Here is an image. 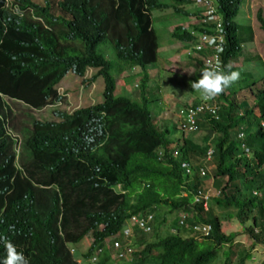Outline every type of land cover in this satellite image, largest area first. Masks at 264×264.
I'll return each mask as SVG.
<instances>
[{
  "label": "trees",
  "instance_id": "1",
  "mask_svg": "<svg viewBox=\"0 0 264 264\" xmlns=\"http://www.w3.org/2000/svg\"><path fill=\"white\" fill-rule=\"evenodd\" d=\"M173 2L174 13L194 19V31H207L197 20L205 6L187 11L184 6L195 0ZM241 2L213 1L227 31L224 70L228 58L241 53L243 35L251 34L247 20L234 21ZM13 5L32 8L36 18L18 19L0 0V93L26 107L59 104L54 118H31L28 125L0 97V264L8 239L29 264H78L68 245L87 234L91 241L81 253L86 264H110L113 252L103 239L131 216L146 213H152L151 230L132 229L126 264H213L221 248L220 264H245L255 245L264 244V76L260 87L242 78L210 101L189 95L177 110L202 109L194 115L196 130L188 132L183 116L169 126L171 120L152 115L144 98L158 49L150 11L168 5L160 0H13ZM255 18L264 27L261 9ZM171 37L194 41L179 25ZM98 46L110 49L113 58L98 53ZM88 68L95 71L86 77ZM68 71L85 86L101 77V101L67 107L55 85ZM200 76L197 72L189 83ZM11 131L20 135L17 154ZM183 160L189 174L180 167ZM201 166L218 192L209 196L206 209L193 202L198 189L205 191ZM172 212L177 216L161 231ZM230 218L240 224L247 246L236 232L223 230L222 221ZM193 223L210 224V233L196 239Z\"/></svg>",
  "mask_w": 264,
  "mask_h": 264
},
{
  "label": "rangeland",
  "instance_id": "2",
  "mask_svg": "<svg viewBox=\"0 0 264 264\" xmlns=\"http://www.w3.org/2000/svg\"><path fill=\"white\" fill-rule=\"evenodd\" d=\"M49 1V0H47ZM55 2L56 0H50ZM160 2L168 5L169 7L166 8H154L150 11L151 14V26L155 30L157 36V46H158V54H157V61L154 66L147 71V83L144 98L151 103L148 104V108L151 111L152 115L156 116L157 119H165L171 120L169 122V126L175 124V120L177 118V106L179 103L183 102L189 95H196L198 92L190 93L189 92V74L184 72L183 69L179 68L185 62L183 60H187L186 55L184 52H181L177 63H173L169 61V58L174 59L176 56V40L171 37V29L177 25L178 23H185L186 21H190L192 19H188L183 15H177L173 12V9L170 5H173V0H160ZM52 6H54L52 4ZM191 3L186 4L184 9L187 11H192ZM261 9V15L264 19V0H242L240 8L236 14L234 21L239 25H244L247 22L250 23L252 28L253 36L256 37L259 41L257 42V47L264 50V30L259 26L258 21L255 19V12L256 9ZM244 45L248 46V43H244ZM249 47V46H248ZM96 51L102 55H104L107 59H112L113 54L110 49L104 48L103 46H98ZM262 56L264 58V52L262 51ZM242 71H249L248 74L245 75V78H252L255 80V87L261 86V75L259 68L255 66L253 69L250 67H245L241 69ZM85 76H90L95 69H87ZM199 73L201 71L199 70ZM123 75V73L121 74ZM142 75V72L136 74L134 78H132L127 83L128 87H131L133 79L138 81V77ZM58 86H66L67 88V95L69 102L76 104L77 101L82 102L84 104H90L93 102H100L101 97V90H102V79L101 77H96L93 83L89 85H84L81 83L80 78L73 75L71 72H67L63 78L57 83ZM117 88L120 91H123V88L120 82H116ZM66 91L64 89L62 92ZM135 93V92H134ZM134 95V94H133ZM132 97L134 98V96ZM155 100V102H154ZM7 103L11 105L12 110L17 114L18 120L27 119L25 108L22 104L13 105L11 101L7 100ZM29 112L33 114L32 110ZM47 111H41L35 113L36 117H47ZM156 119V120H157ZM19 125V121L16 122ZM18 127V126H17ZM174 132V131H172ZM19 135V133L17 132ZM205 185H208L210 182V176L206 175L203 178ZM211 190H214L211 188ZM218 213H221L219 209H216ZM223 212V211H222ZM223 214V213H222ZM177 213L172 212L171 214L166 215V220L159 228L161 231L162 228H166L172 218H175ZM222 228L226 232H236V240L242 242V245L247 246L249 244V240L247 237L242 233V229L240 224L235 221L234 218H230L229 221L223 220L222 221ZM91 241V237L89 234L84 236L77 244L69 245L73 249L72 256L75 260L78 261V264H86V261L83 260L81 253L84 251ZM221 248L219 252V256L216 260L214 259L213 264H220V260L222 258ZM264 260V244H257L252 250V256L248 259L245 264H258L259 262ZM115 261L112 259L110 264H114Z\"/></svg>",
  "mask_w": 264,
  "mask_h": 264
},
{
  "label": "clouds",
  "instance_id": "3",
  "mask_svg": "<svg viewBox=\"0 0 264 264\" xmlns=\"http://www.w3.org/2000/svg\"><path fill=\"white\" fill-rule=\"evenodd\" d=\"M12 1L13 0H4V7L9 9L11 12H15L16 15L18 16V19H27L30 21L32 18H36L35 14L33 13L32 8L30 7H25L21 8V10H18L14 5L12 6ZM207 3L204 2V0H195V2L192 5V9H195L196 7L203 8L204 6L206 9L204 10V16L201 18H198L197 20L200 21L201 24L208 25L207 31L205 30H196L194 31L192 29L191 23L194 21L192 19L190 21H186L185 23H178L177 25L181 26L182 29L189 30L191 34L194 36V41L189 43V42H183L180 40H176V56H178L181 52H184V54L187 57V60H183L185 63L181 65L179 68L183 69L184 72H187L189 74V77L196 76L197 72L199 70L201 71V76L198 80L196 81H191L190 82V87L193 91L198 92L201 95V98L205 101H210L215 99L216 97L222 95L226 90L230 89L232 86H237L242 78L243 82L246 81L247 83H251L252 78H245V75L249 73V71H242L241 69L247 67H252L253 69L255 66H257L262 73L260 76L263 78L264 76V58L262 56V51L264 52L263 49L257 47V42L259 41L256 37L253 36V32L251 30V34L249 36L243 35V40L240 44L241 46V53L239 52L235 57H230L228 58V63L226 67V70L223 68V61L221 60V57L224 55L225 52V43L227 44V31L225 27L223 26L222 19H220L219 14L215 11L213 8L214 0H206ZM209 8L213 9L214 14L217 16L218 19H209L206 22H202L201 19L205 18L207 15V10ZM260 9V8H257ZM256 9V10H257ZM256 13V12H255ZM262 16V15H261ZM263 18V17H262ZM256 19V18H255ZM216 22L220 23V26H216ZM259 23V22H258ZM211 24V25H209ZM250 24V23H249ZM263 24H264V19H263ZM195 25V24H194ZM198 26V25H197ZM201 27V26H199ZM202 29L204 27H201ZM264 30V27H261ZM252 29V28H251ZM248 43V46L244 45V43ZM158 48V47H157ZM180 48L178 51L177 49ZM157 54H158V49H157ZM216 60V67L215 66H209L206 61L208 59H214ZM208 58V59H207ZM196 60L200 62L201 65H196V71L192 70V64H196ZM169 61H172L173 63H177L179 59L175 60L172 58H169ZM234 68V70H232ZM90 69V68H88ZM87 72V71H86ZM56 88V93L58 96H64L65 99L68 102V106L70 107L71 110H75L81 106L87 105L84 104L82 105V102L77 101L76 104H73L69 102L68 100V93H67V88L66 86H58L57 84L55 85ZM64 89L66 91L62 92ZM241 91L244 92H249L248 89H240ZM0 97L7 103V100L11 101L13 105L17 104H22L25 108L26 111V116L27 119H21L19 121H23L24 124L30 125V120L31 118L34 119H39V120H50L55 117L56 113V107L59 104L58 100L54 101L53 103H46L41 107H26L22 102L16 101V103H13L12 100L8 99L5 95L0 93ZM7 105H9L7 103ZM11 108V105H9ZM181 108H179L176 112L177 118L179 116H183L178 114V111ZM12 110V108H11ZM29 110H32L33 114L32 115ZM13 111V110H12ZM41 111H47V117H36L35 113L41 112ZM185 111V110H184ZM14 114H16L13 111ZM17 115V114H16ZM184 117V116H183ZM176 118V120H177ZM185 119V117H184ZM175 120V121H176ZM186 122V121H185ZM185 124V123H182ZM19 126V125H18ZM197 124H195V130H196ZM195 130H191L188 132H192ZM11 133L17 137L16 145H15V152L17 154L18 152V143L20 139V135L17 134L16 131H11ZM238 137H242V133H238ZM243 152L249 153V149L246 148L245 146L242 147ZM17 155L15 156L16 159ZM184 161V160H183ZM182 162V161H181ZM188 163V162H187ZM189 164V163H188ZM205 177V176H204ZM203 177V178H204ZM202 179V178H201ZM152 214V213H151ZM141 215V214H139ZM138 215V216H139ZM146 215V214H143ZM134 216V215H133ZM132 217V216H131ZM131 217L122 224V227L119 232L111 234L110 236L106 237L103 239V246L105 248H110L113 252V256L111 259L115 261L114 264H126L130 257H131V250L129 248V243L132 238L129 236L132 233V229H137L134 226L133 223H131ZM151 221L149 222V226L151 230ZM128 229V233L125 235L124 230ZM141 233L144 231L139 230ZM146 231L145 233L149 232ZM117 241L119 243V246L115 248L113 246V242ZM120 240L124 241L122 243ZM5 250H6V257L3 260L2 264H29L28 259L24 256V254L19 250L17 245H14L11 240L8 239V241L4 245ZM68 249L70 253H73V249L68 245ZM4 251V248L2 249V253ZM101 251V248H98L95 252L94 255L90 258L93 263L95 261V255ZM77 261V260H76ZM78 262V261H77Z\"/></svg>",
  "mask_w": 264,
  "mask_h": 264
},
{
  "label": "built area",
  "instance_id": "4",
  "mask_svg": "<svg viewBox=\"0 0 264 264\" xmlns=\"http://www.w3.org/2000/svg\"><path fill=\"white\" fill-rule=\"evenodd\" d=\"M204 2L207 3L206 0H204ZM209 19H213V20L218 19L217 16L214 14L212 8H209L207 10L206 17L202 18L201 21L202 22H206ZM216 26H220V23L216 22ZM206 63L209 66H215L216 67V65H215L216 64L215 57H214V59L213 58L212 59H208L206 61ZM204 106L206 108H208L207 105H204ZM209 108H211V107H209ZM201 109H202V107L198 106L195 110L188 109V110L184 111V109H180L178 111V114L183 115L185 117V121L187 123V125L186 124H182V127H184V130H188V131L195 130V118H194V115H195V113L197 111H199ZM211 153H212V149L208 148L206 150V159H208L210 157ZM180 167L183 169L185 174H189L190 173V166H189V164L186 161L180 162ZM198 172H199L200 178H203L204 176H206V169H205L204 166L199 167ZM202 188L205 189V191H202L201 189H198L195 192V194L193 195V202L201 203L202 207L204 209H206L207 201H208L209 196L215 195L218 192L215 189L211 190L212 186H209V185H203ZM185 215H186V213H184L181 216V219L179 220V223L182 222V218ZM151 219H152V214L151 213H146V215L132 216L131 217V223H133L134 226L136 228H138L139 230L146 232V231H149V229H150L149 222L151 221ZM191 228H192V231H193L192 235L196 239H200L202 237L207 236L210 233L211 226L208 223H200V224L193 223ZM128 231H129L128 229H125L124 230V234L126 235L128 233ZM113 246L115 248H117L119 246V243L115 240L113 242Z\"/></svg>",
  "mask_w": 264,
  "mask_h": 264
},
{
  "label": "crops",
  "instance_id": "5",
  "mask_svg": "<svg viewBox=\"0 0 264 264\" xmlns=\"http://www.w3.org/2000/svg\"><path fill=\"white\" fill-rule=\"evenodd\" d=\"M176 58H178V56H174V61H175Z\"/></svg>",
  "mask_w": 264,
  "mask_h": 264
}]
</instances>
